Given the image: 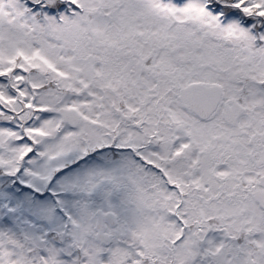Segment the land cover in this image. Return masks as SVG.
Listing matches in <instances>:
<instances>
[{
	"label": "snow or ice",
	"instance_id": "snow-or-ice-1",
	"mask_svg": "<svg viewBox=\"0 0 264 264\" xmlns=\"http://www.w3.org/2000/svg\"><path fill=\"white\" fill-rule=\"evenodd\" d=\"M0 264H264V0H0Z\"/></svg>",
	"mask_w": 264,
	"mask_h": 264
}]
</instances>
